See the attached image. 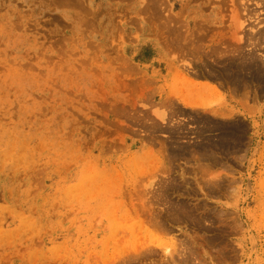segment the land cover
<instances>
[{
    "label": "rangeland",
    "instance_id": "rangeland-1",
    "mask_svg": "<svg viewBox=\"0 0 264 264\" xmlns=\"http://www.w3.org/2000/svg\"><path fill=\"white\" fill-rule=\"evenodd\" d=\"M48 11L0 0V264H264V0Z\"/></svg>",
    "mask_w": 264,
    "mask_h": 264
},
{
    "label": "crops",
    "instance_id": "crops-1",
    "mask_svg": "<svg viewBox=\"0 0 264 264\" xmlns=\"http://www.w3.org/2000/svg\"><path fill=\"white\" fill-rule=\"evenodd\" d=\"M97 0H45L46 9L50 15L58 14L63 16V20L70 23L99 22L101 17L114 15L124 17L131 24V30L137 27V7L138 0H104L98 9L90 12V5L95 6ZM132 33V31H129ZM127 36L128 31L125 32ZM165 71L157 79L165 88V96L169 100L173 99L183 109H203L213 101L215 92L213 85L201 77H193L183 71L181 74L163 68ZM177 75V76H175Z\"/></svg>",
    "mask_w": 264,
    "mask_h": 264
}]
</instances>
